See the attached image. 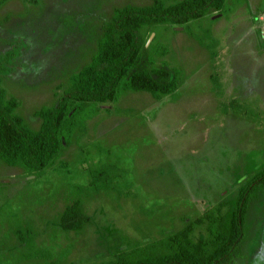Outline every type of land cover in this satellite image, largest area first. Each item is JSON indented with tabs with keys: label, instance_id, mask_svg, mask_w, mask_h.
Wrapping results in <instances>:
<instances>
[{
	"label": "rangeland",
	"instance_id": "1",
	"mask_svg": "<svg viewBox=\"0 0 264 264\" xmlns=\"http://www.w3.org/2000/svg\"><path fill=\"white\" fill-rule=\"evenodd\" d=\"M152 3L0 0V64L17 54L0 83L32 129L34 113L91 61L114 10ZM152 34L155 66L182 73L177 92L161 101L127 92L104 105L39 177L0 161V264H112L177 232L210 251L206 211L233 208L264 171V0H227L222 12ZM76 201L90 221L64 231L60 217ZM239 247L231 264H264L263 186Z\"/></svg>",
	"mask_w": 264,
	"mask_h": 264
},
{
	"label": "trees",
	"instance_id": "2",
	"mask_svg": "<svg viewBox=\"0 0 264 264\" xmlns=\"http://www.w3.org/2000/svg\"><path fill=\"white\" fill-rule=\"evenodd\" d=\"M153 0L148 6L125 5L101 27L98 49L91 61L59 86L58 101L42 107L34 115L41 120L32 129L18 113L20 101L9 97L0 83V161L29 175L41 176L55 165L78 132L84 131L104 105L116 103L127 92L149 93L156 101L177 92L182 73L168 66H155L152 45L147 47L144 35L157 26L188 27L204 19L211 11L222 12L227 0ZM161 56L167 55L162 51ZM9 53L0 64L16 58ZM6 67V66H5ZM231 104L233 102H230ZM97 180V179H96ZM264 187V171L257 173L241 187L233 208L222 212L226 204L208 209L203 218L208 222L210 251L203 244L194 245L187 235H168L157 245L143 247L120 255L112 264H231L242 258L240 245L244 239L247 206L253 191ZM90 218L79 201L66 207L60 217L64 231L82 230Z\"/></svg>",
	"mask_w": 264,
	"mask_h": 264
},
{
	"label": "water",
	"instance_id": "3",
	"mask_svg": "<svg viewBox=\"0 0 264 264\" xmlns=\"http://www.w3.org/2000/svg\"><path fill=\"white\" fill-rule=\"evenodd\" d=\"M180 30H181V29H180ZM153 36H154V34H152V36H151L150 39L148 40V42H147V47L150 45Z\"/></svg>",
	"mask_w": 264,
	"mask_h": 264
}]
</instances>
